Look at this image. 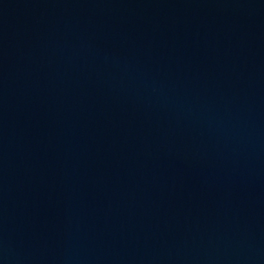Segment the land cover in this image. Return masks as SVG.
I'll use <instances>...</instances> for the list:
<instances>
[{
    "label": "water",
    "instance_id": "obj_1",
    "mask_svg": "<svg viewBox=\"0 0 264 264\" xmlns=\"http://www.w3.org/2000/svg\"><path fill=\"white\" fill-rule=\"evenodd\" d=\"M0 264H264V0H0Z\"/></svg>",
    "mask_w": 264,
    "mask_h": 264
}]
</instances>
